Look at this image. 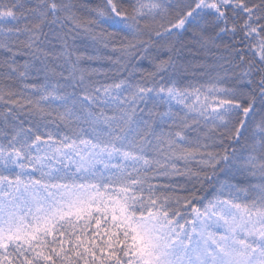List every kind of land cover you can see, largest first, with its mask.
Wrapping results in <instances>:
<instances>
[{
	"label": "snow or ice",
	"instance_id": "obj_1",
	"mask_svg": "<svg viewBox=\"0 0 264 264\" xmlns=\"http://www.w3.org/2000/svg\"><path fill=\"white\" fill-rule=\"evenodd\" d=\"M0 264H264V0H0Z\"/></svg>",
	"mask_w": 264,
	"mask_h": 264
},
{
	"label": "trees",
	"instance_id": "obj_2",
	"mask_svg": "<svg viewBox=\"0 0 264 264\" xmlns=\"http://www.w3.org/2000/svg\"><path fill=\"white\" fill-rule=\"evenodd\" d=\"M193 51H195V50H193ZM146 66V65H145Z\"/></svg>",
	"mask_w": 264,
	"mask_h": 264
}]
</instances>
